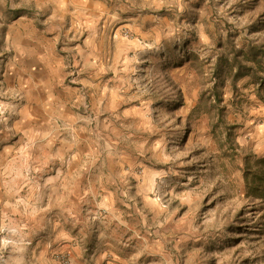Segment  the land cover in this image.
I'll return each instance as SVG.
<instances>
[{"label":"rangeland","instance_id":"obj_1","mask_svg":"<svg viewBox=\"0 0 264 264\" xmlns=\"http://www.w3.org/2000/svg\"><path fill=\"white\" fill-rule=\"evenodd\" d=\"M121 3L116 23L139 19L117 34L130 55L114 96L131 116L83 123L101 164H124L118 184L91 186L112 192L111 219L90 197L55 232L38 228V203L9 198L0 264H100L105 242L115 260L102 264H264V65L250 49L264 42V0Z\"/></svg>","mask_w":264,"mask_h":264},{"label":"crops","instance_id":"obj_2","mask_svg":"<svg viewBox=\"0 0 264 264\" xmlns=\"http://www.w3.org/2000/svg\"><path fill=\"white\" fill-rule=\"evenodd\" d=\"M117 6L122 9L121 0H0V103L10 108L8 123H0V202L38 203V228L54 226L56 232V219L74 216L75 208L79 214L90 197L108 206L109 221L114 212L112 192L95 194L91 186L118 184L112 177L124 164H101L83 107L90 106L103 130L116 111L122 121L131 116L122 97L114 96L129 72L123 57L130 55V41L117 34L139 19L116 23ZM105 165V181L91 178ZM67 237L57 250L71 249L75 238ZM104 244L100 264L106 256L115 260L110 242Z\"/></svg>","mask_w":264,"mask_h":264},{"label":"built area","instance_id":"obj_3","mask_svg":"<svg viewBox=\"0 0 264 264\" xmlns=\"http://www.w3.org/2000/svg\"><path fill=\"white\" fill-rule=\"evenodd\" d=\"M70 77L73 81H76L78 79L79 74L77 73V70L75 68L70 69ZM80 97L83 99H87V92L82 87L80 89ZM83 109L85 110L84 113L86 114L87 119L95 122L98 117H97V115L92 113V110L87 103L83 107ZM9 110H10V108L8 106L0 103V123H8V121L10 119V115H9L10 111Z\"/></svg>","mask_w":264,"mask_h":264},{"label":"trees","instance_id":"obj_4","mask_svg":"<svg viewBox=\"0 0 264 264\" xmlns=\"http://www.w3.org/2000/svg\"><path fill=\"white\" fill-rule=\"evenodd\" d=\"M250 49L253 52L252 53L253 56L252 57L250 56L251 58L254 59L253 62H257L258 65H260V66L264 65V42L263 43L253 44V45H251ZM257 58H259V60L255 61V59L257 60ZM236 62L239 64L238 70H242L243 62H241V60H239L238 57H236ZM249 68L252 71V73L253 72L256 73L257 69L254 67V65L250 66ZM223 123H224V125H227L226 122H223ZM227 139L229 140V137H227ZM256 189H257V187H256Z\"/></svg>","mask_w":264,"mask_h":264}]
</instances>
